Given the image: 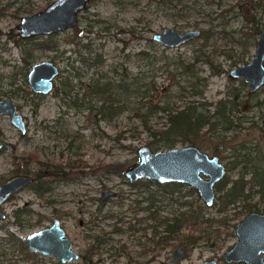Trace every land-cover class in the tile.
I'll return each mask as SVG.
<instances>
[{"label":"rangeland","instance_id":"rangeland-1","mask_svg":"<svg viewBox=\"0 0 264 264\" xmlns=\"http://www.w3.org/2000/svg\"><path fill=\"white\" fill-rule=\"evenodd\" d=\"M52 1L0 0V100L15 104L25 123L22 134L8 116L0 114V142L4 144L0 150V183L16 174L17 170L21 171L26 159L30 160L31 176L38 171L45 175L42 177L45 180L52 179L51 191L43 196L36 195L27 186L1 206L5 218L0 220V264H61L53 257L39 254L29 257L26 254L30 253L28 249L25 247V251L18 244L22 237L49 226L55 218L60 220L73 250L79 254L77 260L64 264H165L171 251L184 243L175 239L153 258L152 253L141 256L142 249L150 246L151 226L155 223L148 218L147 211L139 209L148 205L149 197L154 199V206L160 208L161 216H171V212L186 209V205H178L164 196L157 183L149 181L152 183L143 187L140 183L148 180L128 183L123 173L105 172L98 168L119 165L123 171L138 161L137 149L140 146L147 145L151 151H157L149 145L152 136L142 127L133 109L142 98H132L134 102H127L128 106L117 117L102 120L95 110L87 108L98 109L100 106L98 98L89 92L90 87L95 83H111L115 90L119 78L125 74L135 76L146 72L154 76V102L181 105L184 99L175 97L179 88H172V98L166 97L167 89L178 81V78H173V74L181 71L180 68L175 69L177 64L189 62L207 80L204 98L194 99L210 103L225 99L230 87L241 86L238 79L230 77L229 71L251 60L256 44L252 43L259 36L246 38L250 23L244 16L256 13L260 20L259 28L264 29V14L254 12L251 7L258 0H221L222 4L220 0H212L210 5H197L213 12L211 17L216 19L212 21L201 18L196 12L183 17L186 12L175 1L90 0L79 13L73 28L54 34L55 50L39 49L37 44L47 41L48 37L21 39L16 25L22 16L36 13ZM190 1L193 0L187 3ZM222 10H229L225 13L223 28L220 25L223 21L217 15ZM165 27L180 32L210 29L213 37L206 44L203 38L198 37L181 46L165 48L152 40V36ZM238 40L243 45H239ZM141 52L158 60L153 64V58L144 59ZM94 57L100 61L98 65H90ZM206 58L208 63L204 62ZM46 60L57 65L59 74L50 93L36 94L28 86L27 74L32 64ZM167 62L171 64L166 70ZM182 84L186 85L180 82ZM241 93H250L247 85L242 86ZM263 96L264 88L258 92V98ZM247 106L250 104L242 105L241 109H247ZM164 123L160 115L149 117L152 130L163 128ZM242 126L245 128L239 137L249 132V123ZM259 133H250L247 138L260 139ZM203 136L197 142L202 147H195L210 156L215 155L211 146L217 141L209 138L207 142L208 134ZM186 145L177 143L171 148ZM218 150L226 156L222 147ZM220 160L227 167L228 159ZM71 161L85 164L88 167L84 168L86 173L73 174L68 181H53L56 177L51 175L52 172L59 167L68 171L66 163ZM95 168L97 171H89ZM226 175L232 180L238 176V171H228ZM108 189L115 191L116 195L99 201L101 192ZM218 195L216 192V203L210 207L204 205L196 192L172 196L179 202L202 204L203 217L208 221L200 230L183 229L184 234H191L197 242L188 247L186 257L178 264H199L204 260L225 264L223 254L237 241L234 229L245 215L238 213L240 207L236 205L225 206L221 210L216 199ZM257 199L254 197L253 200ZM259 212H264V199L259 204ZM91 237H99L104 243L97 253L85 258L86 250L92 244ZM122 246L125 253L116 254V249Z\"/></svg>","mask_w":264,"mask_h":264},{"label":"trees","instance_id":"trees-1","mask_svg":"<svg viewBox=\"0 0 264 264\" xmlns=\"http://www.w3.org/2000/svg\"><path fill=\"white\" fill-rule=\"evenodd\" d=\"M171 3L175 1L181 5V9L186 12L183 17L190 16L193 12H196L201 18H209V20H215L211 17L213 12L205 11L200 7L203 5H210L212 0H205L199 2L198 0H169ZM264 0H258L251 6L256 12L260 11L264 14ZM221 3V0H220ZM222 4V3H221ZM226 10L220 11L217 15L221 18L222 28L225 26L224 20ZM246 22L250 23L249 32L246 33V38L255 39L256 35H259L261 28H259V21L255 14H251L249 17L244 16ZM215 34V33H214ZM53 35L46 36L47 41L38 43L36 48L55 50L57 43L52 41ZM203 38L204 43L213 37L211 30H201L200 36ZM236 42V41H235ZM239 45H243L240 40L237 41ZM256 42H253L254 45ZM246 44H248L246 42ZM141 56L144 59L153 58V64L158 60L155 57H151L146 52H141ZM140 55V54H138ZM198 61V60H196ZM204 62L208 63L206 58ZM238 62H241L238 60ZM98 61L95 57L90 65H98ZM150 64V63H149ZM171 64V63H170ZM169 62L165 63L166 70L170 67ZM147 66V62L145 64ZM192 63L177 64L175 69L180 68V72L173 74L174 80L178 78L176 84L168 86L166 97L171 96L173 87L179 88V93L176 94L178 100L184 99L183 104L176 105L175 102L169 104H158L153 101L155 96H152L153 90L156 85L153 80L154 76L147 75L148 73L142 72L135 76L125 74L124 77L119 78V82L116 85V89L113 90L111 83L98 84L95 83L90 87V93L96 96L100 101L98 109H93L92 106H87L91 110H95L102 120H112L113 117H117L128 105L127 102L133 103L132 98L139 97L142 101L137 105L135 116L139 119L142 127L150 132L152 136V142L149 145L158 150L160 148H171L174 144H188L192 146H201L198 144L203 135L208 134L209 138L217 141L211 146L214 154L220 159H228L226 173L228 171H238V176L235 179L229 180L224 178L218 182L215 186L216 192L219 194L216 199L219 201L220 209L223 210L225 206L236 205L240 207L238 213L247 215L250 212H259V204L264 199V96L258 98V92L241 93L242 86H246L242 80L240 87H230L225 93V99H219L214 103H210L207 100L199 101L194 99L195 97L204 98L203 94L207 87V80L200 75V71L193 66ZM151 77L148 81L146 78ZM181 83H186V85ZM164 89H162L163 91ZM188 98L190 100H188ZM244 98V99H243ZM151 99V100H150ZM187 99V100H186ZM247 109H241L242 105H249ZM213 107L211 111L210 108ZM242 110L244 114H242ZM160 115L164 118L165 123L163 128L158 130H152L149 125V117L151 115ZM249 123L247 130L248 134H244L239 137L245 126L243 123ZM205 130V132H202ZM259 131L260 139L254 137L247 138L250 133ZM198 142V143H197ZM219 147L226 152V156L222 155V150H218ZM21 171L17 170L16 173L31 174L29 172L30 160L26 159L23 162ZM68 171H63L60 167L52 172V176L58 180L68 181L71 180L73 174H84V168L87 167L79 161H71L66 163ZM55 168V167H54ZM88 168V167H87ZM105 172H115L118 174L123 173L119 165L99 166ZM76 169V172H72ZM91 173L97 171V168L90 169ZM45 175L40 172H35L32 176L34 181L28 185L32 188L33 192L38 196H43L45 193L51 191V180H45ZM248 177V178H246ZM42 178V179H41ZM153 182V181H152ZM149 181H143L140 184L144 186L149 185ZM156 183V182H153ZM135 186V184H133ZM162 188L161 191L164 196L173 202H177L178 205H186V209L179 210L177 212H171V216H161L158 212L159 207L154 206V199L147 198L148 206V218L155 224L151 226L150 246L147 249H142V256L152 253L151 258L156 255L160 249L169 245L172 240L178 239L181 243L193 246L196 243V238L191 234H184L183 229L185 227L200 230L202 224L208 222L203 217L204 207L199 202L192 204L191 202H179L177 198L173 199L174 194H178V197L185 196L190 193H194L193 188L187 187L178 183H165L159 184ZM183 188H187L185 192H181ZM254 197H258L257 200H253ZM138 203V202H137ZM216 203V202H214ZM240 203V205H239ZM16 216V215H15ZM162 230L159 232L158 228ZM181 237V238H179ZM19 246L25 250V246L22 241H18ZM92 244L86 250L85 258L94 255L100 249V245L104 241L99 240V237H91ZM26 251V250H25ZM26 253V252H25ZM117 253H125L124 247L116 249ZM29 257H33V253H26ZM130 259V255L128 254Z\"/></svg>","mask_w":264,"mask_h":264},{"label":"water","instance_id":"water-1","mask_svg":"<svg viewBox=\"0 0 264 264\" xmlns=\"http://www.w3.org/2000/svg\"><path fill=\"white\" fill-rule=\"evenodd\" d=\"M89 0H53L42 10L31 15L22 16L17 24L19 37L22 39L49 36L73 28L78 15ZM200 35L199 29L180 32L165 27L155 33L152 40L162 47L175 48ZM59 68L46 60L31 65L27 74V83L36 94H48L53 89ZM233 79H241L248 86L251 94L264 86V29L260 32L251 60L233 67L229 71ZM0 114L9 117L11 123L25 132V123L17 107L11 101L0 100ZM4 144L0 142V150ZM138 161L123 172L128 183L148 180L157 184L178 183L193 188L207 207L215 200V186L226 174V168L218 156L208 155L195 146L186 145L179 148L151 151L147 145L137 149ZM34 178L25 173H16L0 183V220L5 218L1 206L22 188L32 184ZM115 196L109 189L101 194L100 199ZM237 241L223 254L225 264H264V212H250L235 226ZM24 246L31 253L53 257L60 263L77 260L79 255L72 248L58 219L42 229L22 237ZM187 252L186 247L175 248L167 264H173ZM201 264H217L208 260Z\"/></svg>","mask_w":264,"mask_h":264},{"label":"flooded vegetation","instance_id":"flooded-vegetation-1","mask_svg":"<svg viewBox=\"0 0 264 264\" xmlns=\"http://www.w3.org/2000/svg\"><path fill=\"white\" fill-rule=\"evenodd\" d=\"M90 1V0H89ZM253 5V4H252ZM253 9V8H252ZM229 12V10H226V14ZM254 12H256L255 10H254ZM255 15H256V13H254ZM258 19V18H257ZM259 20V19H258ZM77 24V23H76ZM17 26V25H16ZM17 28V27H16ZM71 29V28H70ZM262 31V30H261ZM260 31V32H261ZM19 33V32H18ZM200 34H201V30H200ZM260 34V33H259ZM19 36V35H18ZM200 36V35H199ZM198 36V37H199ZM197 37V38H198ZM21 38V37H20ZM34 38V37H33ZM22 39V38H21ZM27 39H30V38H27ZM248 63V62H247ZM246 64V63H245ZM238 80H241V79H238ZM243 81V80H242ZM245 84V83H244ZM261 89V88H260ZM259 89V90H260ZM258 90V91H259ZM42 95V94H41ZM75 171H76V169H75ZM223 179V178H222ZM53 181H57V179H55V180H53ZM186 186V185H185ZM188 187V186H187ZM109 190V189H108ZM108 190H106V191H108ZM106 191H103V192H101V194L102 193H104V192H106ZM196 192V191H195ZM215 193H216V189H215ZM101 194H100V197H101ZM115 195H116V192H115ZM100 197H99V201H105V200H107V199H109L110 197H106L104 200H101L100 199ZM113 197V196H112ZM215 201V200H214ZM139 203V202H138ZM148 206V205H147ZM140 211H147V213H148V210L146 209V206H143L142 208H140L139 209ZM160 210V208L158 209V211ZM56 219V218H55ZM59 220V219H58ZM60 221V220H59ZM53 222V221H52ZM60 225H61V222H60ZM61 227H62V225H61ZM159 231V230H158ZM161 231V230H160ZM159 231V232H160ZM197 242V241H196ZM195 245V244H194ZM180 246H184V247H186V249H187V252L183 255V257L181 258V259H179V260H177L175 263H173V264H178L179 262H181L185 257H186V255H187V253H188V251H189V248L188 247H190L189 245H187V244H181V245H179V246H177V247H180ZM176 247V248H177ZM143 249H146L145 247L143 248ZM175 249V248H174ZM173 249V250H174ZM172 250V251H173ZM172 251H171V253H172ZM30 252V251H29ZM31 253V252H30ZM171 253H170V256H169V258H167L166 260H165V264H167L166 263V261L167 260H169L170 258H171ZM33 254H35V253H33ZM79 255V254H78ZM141 256H142V252H141ZM143 256H145L144 254H143ZM205 261H208V260H204V261H202V262H200L199 264H201V263H203V262H205ZM59 262V261H58ZM60 263V262H59ZM16 264V263H15ZM61 264H64V263H61ZM134 264H138L137 262H134ZM218 264V263H217ZM241 264V263H240Z\"/></svg>","mask_w":264,"mask_h":264}]
</instances>
